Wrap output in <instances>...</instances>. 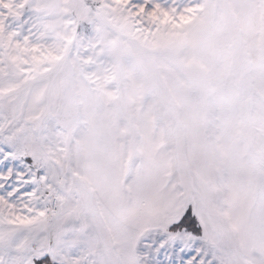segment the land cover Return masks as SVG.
<instances>
[{"label":"snow or ice","instance_id":"snow-or-ice-1","mask_svg":"<svg viewBox=\"0 0 264 264\" xmlns=\"http://www.w3.org/2000/svg\"><path fill=\"white\" fill-rule=\"evenodd\" d=\"M0 264H264V0H0Z\"/></svg>","mask_w":264,"mask_h":264}]
</instances>
